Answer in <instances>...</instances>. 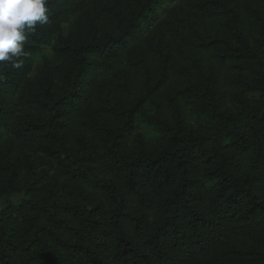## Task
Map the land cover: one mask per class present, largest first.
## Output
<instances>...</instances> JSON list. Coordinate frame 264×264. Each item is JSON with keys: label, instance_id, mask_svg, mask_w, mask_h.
Returning a JSON list of instances; mask_svg holds the SVG:
<instances>
[{"label": "trees", "instance_id": "obj_1", "mask_svg": "<svg viewBox=\"0 0 264 264\" xmlns=\"http://www.w3.org/2000/svg\"><path fill=\"white\" fill-rule=\"evenodd\" d=\"M47 8L0 64V264H264V0Z\"/></svg>", "mask_w": 264, "mask_h": 264}, {"label": "clouds", "instance_id": "obj_2", "mask_svg": "<svg viewBox=\"0 0 264 264\" xmlns=\"http://www.w3.org/2000/svg\"><path fill=\"white\" fill-rule=\"evenodd\" d=\"M48 0H0V64H23L27 34L48 22Z\"/></svg>", "mask_w": 264, "mask_h": 264}, {"label": "rangeland", "instance_id": "obj_3", "mask_svg": "<svg viewBox=\"0 0 264 264\" xmlns=\"http://www.w3.org/2000/svg\"><path fill=\"white\" fill-rule=\"evenodd\" d=\"M44 55H47V53L46 52H44L43 53ZM148 111H145V114L144 115H142L141 117H139V119H138V122H139V125H140V129H138V130H136V131H144V123H145V117L146 116H149L148 115ZM138 125V126H139ZM23 198V195H22V193H15V194H12V195H10V196H7V197H5V198H2V199H0V210H1V208L7 203V202H11V203H14V204H16V203H18L21 199Z\"/></svg>", "mask_w": 264, "mask_h": 264}]
</instances>
